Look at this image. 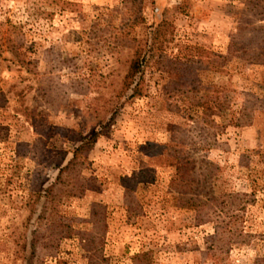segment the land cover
I'll list each match as a JSON object with an SVG mask.
<instances>
[{
	"label": "rangeland",
	"instance_id": "374dc122",
	"mask_svg": "<svg viewBox=\"0 0 264 264\" xmlns=\"http://www.w3.org/2000/svg\"><path fill=\"white\" fill-rule=\"evenodd\" d=\"M0 264H264V0H0Z\"/></svg>",
	"mask_w": 264,
	"mask_h": 264
},
{
	"label": "trees",
	"instance_id": "16d2710c",
	"mask_svg": "<svg viewBox=\"0 0 264 264\" xmlns=\"http://www.w3.org/2000/svg\"><path fill=\"white\" fill-rule=\"evenodd\" d=\"M162 27V24L160 23L157 25V30L160 31V28ZM157 31V32H158ZM133 44V57L130 61L127 73L124 77V82H123V88L124 90H130L132 91V96L131 97H136L142 95V90H141V83L144 78L146 68L149 63L150 59V54H152L155 51V40L152 43L142 42L137 39L132 40ZM96 138V134H94L91 139L87 138H80L81 144L74 148L73 150V157L72 159L59 170V175L57 180L60 181L62 175L70 170L77 162L78 158L87 151L89 147H91L94 143V139ZM66 153H63V156H65ZM170 156H166L163 158V161H170L169 158ZM64 161V159H62ZM177 161V162H176ZM172 160V162H175L177 166V172L178 176L180 173H182V170L186 171L187 165L186 164H181L179 160ZM47 193L51 192V189L46 190ZM67 228V227H66ZM138 258V256L136 257Z\"/></svg>",
	"mask_w": 264,
	"mask_h": 264
}]
</instances>
